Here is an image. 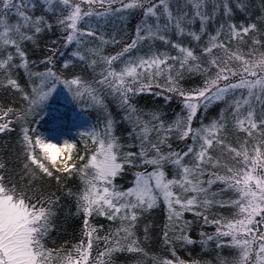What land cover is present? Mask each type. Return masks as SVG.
Wrapping results in <instances>:
<instances>
[{"label": "snow or ice", "instance_id": "snow-or-ice-1", "mask_svg": "<svg viewBox=\"0 0 264 264\" xmlns=\"http://www.w3.org/2000/svg\"><path fill=\"white\" fill-rule=\"evenodd\" d=\"M254 9V0H0V137L15 133L0 154V264H145L157 207V239L172 258L152 264H201L174 251L197 243L228 249L217 264H264V0ZM144 93L157 99L141 104ZM78 109L96 112V125ZM73 128L92 149L57 166ZM53 168L75 173V190L61 175L53 187ZM185 212L213 231L194 240ZM69 217L73 242L50 247Z\"/></svg>", "mask_w": 264, "mask_h": 264}, {"label": "trees", "instance_id": "trees-1", "mask_svg": "<svg viewBox=\"0 0 264 264\" xmlns=\"http://www.w3.org/2000/svg\"><path fill=\"white\" fill-rule=\"evenodd\" d=\"M45 39H55V36H47ZM22 74V70H21ZM191 81L185 82L184 86H189ZM192 85V83H191ZM143 99L141 100V104L147 103L148 105L152 104V101L154 99H157L156 97H151L147 94H141ZM5 94L2 90H0V99L4 98ZM175 104V101L173 102V105ZM173 105H169L165 111L169 114L173 112ZM91 121V120H90ZM92 122V121H91ZM43 131V129H40ZM73 132L76 133V131L73 130ZM15 139V133L12 134V137H0V154L3 156H8L9 152L12 149V143L11 141ZM74 145L72 149H63L62 150V156L61 158H58L56 160L57 166H62L64 163L71 162L73 164H79L81 161L77 158L81 154L87 153L89 149H92V143L91 144H84L82 141L77 140L70 142ZM94 150V149H93ZM70 158V159H69ZM47 163V162H46ZM54 173L53 177L51 178V185L53 187H58L55 180V175H61V184L67 185L68 187L75 190V187L78 186L79 180L75 173H73L72 176H68L66 173H57L56 170L53 168L51 169ZM127 181V177L124 178V180H120L117 178V183L125 184ZM72 211L74 212V207L72 208ZM189 213H184V219L191 221V226L189 228V235L192 236V238L196 241L197 240V234L200 232V223L198 220L190 219ZM148 221L151 223V239L144 240V243L142 247H144L145 251L148 253L147 257H143L145 260V264H152V257L153 255H162L165 256L166 253L163 252V248L160 245L159 240L157 239V232L163 227V208L157 207L156 210L148 217ZM104 223L105 228H107L108 221L104 220L102 217H95L94 223ZM78 221L73 219L72 217H69L67 220V223L63 225L61 231L59 233L53 232L52 233V240L55 241V244L50 243V247L58 246L62 241L68 240L70 242H73V237L78 231ZM115 227V225H114ZM137 234L140 237L141 240L144 239V225L141 224L139 228L137 229ZM103 235V233H102ZM102 243V242H101ZM176 257L180 260L184 261H190L193 259L199 260L200 262H203V260L208 256V251L201 250V245L197 243L195 246L188 245L186 247L176 245L175 249ZM167 256V255H166ZM169 259H171L170 256H167ZM117 264H125V257L118 256L117 257Z\"/></svg>", "mask_w": 264, "mask_h": 264}, {"label": "rangeland", "instance_id": "rangeland-1", "mask_svg": "<svg viewBox=\"0 0 264 264\" xmlns=\"http://www.w3.org/2000/svg\"><path fill=\"white\" fill-rule=\"evenodd\" d=\"M254 2H255V6H256L254 11L258 13L259 9H260V0H254ZM190 86H194V85H190ZM185 87H189V86H185ZM144 94H147V95H150L151 97H154L151 93H144ZM78 110H82V109H78ZM115 110H116L115 106L113 105V111H115ZM82 111L85 113L86 118H87V124L85 125V127L91 128V127L95 126L96 125V120H97V113L92 111V110H90V109H83ZM217 111H218V105L217 106H212L211 110L208 112V116H212V114L214 112H217ZM117 120L119 122L118 118H117ZM121 127H124V125H121ZM73 129L78 134H80V132L83 130V129H78V128H73ZM116 131H117V135H119L120 134V129L118 128ZM69 132H71V131H69ZM69 132H68V134L66 136L60 138V141H59L60 144H63L65 139H67L69 142L73 139L72 134H70ZM88 139L91 140L90 137H88ZM59 156H60V154L58 155V157ZM215 210L216 211H220L222 214H225V215L227 214V211H228L227 209H215ZM185 213H189V215L191 217L190 219L197 220L192 213H190V212H185ZM116 223L118 224L119 221H117ZM199 223H200V221H199ZM199 229H200V231H204V232H208V233L213 231V227L212 226L203 225L201 223H200ZM101 235H102V233H101ZM196 236H197V240H199L200 239L199 233ZM201 249L202 250H205V249L206 250H209V249H212V250L214 249L215 250V253L212 255V257L210 259L207 258L201 264H217L218 257L223 258V257L229 256V251H228V249L226 247L225 248H214V245L210 244V245H207V246H201ZM166 255L170 256L172 258L170 252L166 253ZM159 256L162 257L161 254Z\"/></svg>", "mask_w": 264, "mask_h": 264}]
</instances>
